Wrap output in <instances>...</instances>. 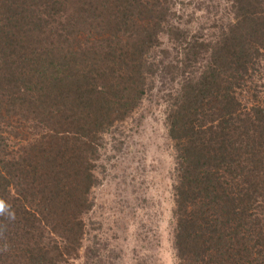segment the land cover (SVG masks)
I'll return each instance as SVG.
<instances>
[{"label": "trees", "instance_id": "16d2710c", "mask_svg": "<svg viewBox=\"0 0 264 264\" xmlns=\"http://www.w3.org/2000/svg\"><path fill=\"white\" fill-rule=\"evenodd\" d=\"M225 2L203 36L176 0H0V264L82 252L102 152L155 80L176 264H264V0Z\"/></svg>", "mask_w": 264, "mask_h": 264}, {"label": "rangeland", "instance_id": "374dc122", "mask_svg": "<svg viewBox=\"0 0 264 264\" xmlns=\"http://www.w3.org/2000/svg\"><path fill=\"white\" fill-rule=\"evenodd\" d=\"M176 1L175 14L190 21L191 34L208 35L209 27L226 20L225 0ZM155 82L123 150L117 151L110 142L102 152L94 204L82 217L83 250L70 264L177 262L170 228L173 149L166 136L164 104L157 103L159 94L154 96L159 80Z\"/></svg>", "mask_w": 264, "mask_h": 264}]
</instances>
